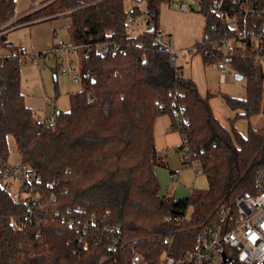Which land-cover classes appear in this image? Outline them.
<instances>
[{"label": "trees", "instance_id": "16d2710c", "mask_svg": "<svg viewBox=\"0 0 264 264\" xmlns=\"http://www.w3.org/2000/svg\"><path fill=\"white\" fill-rule=\"evenodd\" d=\"M127 1L45 0L13 23L68 17L71 40L83 47V55L81 91L72 95L68 111L56 113L53 127L25 105L18 60L0 59V166L7 163L11 136L20 164L40 180L32 193L39 204L21 225L15 218L24 212L22 202L14 203L0 186V264H129L132 249L141 264H159L164 253L179 257L192 249L203 227L222 223L223 216L233 221L236 198L255 192V170L264 164V128H250L243 138L221 125L208 98L156 50L153 33L164 0H138L146 3L147 26L137 36L127 32ZM15 5V0H0V27L11 20ZM133 10L136 17L139 10ZM208 23L197 48L204 63H217L222 33ZM4 38L0 33V41ZM103 42L118 43L124 53L99 56L96 45ZM227 62L248 79L247 98H227V104L239 110V117H264L261 62L241 53ZM174 110L182 111L179 123ZM166 113L182 139L177 150L187 143L207 180L205 190L193 189L179 199L159 193L154 171L163 163L154 123ZM106 209L110 216L104 222L121 228L115 245L97 228ZM92 214L97 227L88 230L83 249L79 231L68 222Z\"/></svg>", "mask_w": 264, "mask_h": 264}, {"label": "rangeland", "instance_id": "374dc122", "mask_svg": "<svg viewBox=\"0 0 264 264\" xmlns=\"http://www.w3.org/2000/svg\"><path fill=\"white\" fill-rule=\"evenodd\" d=\"M43 1L45 0H17L15 12L20 16L27 15L42 7ZM174 1L164 0L159 4L157 26L168 36L172 49L177 53L175 67H180L184 78L192 80L201 97L208 98L213 116L230 133L237 132L241 137L247 138L250 128L263 129L262 114L239 117V110L232 109L226 102L227 98H247V77L237 80L235 69L225 62L228 72L225 80L220 82V72L216 65L203 61L197 45L203 41L205 35L206 15L196 10L195 0H189L194 8L191 11H182ZM32 3L35 4L34 7L31 6ZM135 7L139 10L135 24L127 26V32L131 36L141 34L147 26L146 3L138 0L127 1L126 8ZM71 34L70 19L54 16L11 26L4 32L5 38L0 41V58L17 54L20 48L25 49L26 58L20 65V88L25 105L41 119H47L52 109L56 112L68 111L72 95L81 91L80 83L73 82L71 77L79 76L83 47L71 40ZM61 43H71L77 47L69 55V74L63 73L65 64L59 65L57 55L52 52L53 47ZM32 56L36 57V63L32 62ZM260 62L264 70V59ZM153 132L157 152L165 158V164L155 168L159 193L179 199L190 195L188 188L205 190L206 177L203 174L196 177L190 166L180 162L181 152L177 148L182 144V139L177 130L171 129V116L168 113L157 117ZM7 147V163L11 166L19 165L21 157L11 136L7 138ZM173 169L181 170L180 186L175 193L168 189L169 171ZM13 188H16L15 182Z\"/></svg>", "mask_w": 264, "mask_h": 264}, {"label": "built area", "instance_id": "2783aa9c", "mask_svg": "<svg viewBox=\"0 0 264 264\" xmlns=\"http://www.w3.org/2000/svg\"><path fill=\"white\" fill-rule=\"evenodd\" d=\"M175 5L182 11H191L194 8L189 0H175ZM32 3V7H34ZM195 8L206 15L209 20V27L213 31H221L222 37L218 42L220 60L214 63L220 72L219 81L223 82L226 78L225 62L235 54L250 55L259 61L264 59V0H209L204 6L199 0H195ZM133 8L128 9L127 24H135ZM15 11L12 18L5 25L0 27L4 33L13 26V23L21 18ZM4 29V30H3ZM212 42V41H211ZM153 43L156 50L167 55L169 62L175 66L176 52L168 36L157 26L153 33ZM77 47L71 43H61L52 49L57 55L59 65L65 64L63 73L71 72L70 53ZM97 54L106 56L118 51L124 53L118 43L103 42L96 45ZM8 57H1L4 59ZM16 58L21 65L26 58L25 49L20 48L19 53L11 55ZM36 63V57L31 58ZM73 82L80 83L81 76L71 77ZM88 100H94L91 95ZM56 111L51 110L50 116L46 119L49 127H53L56 122ZM176 120L182 119V111L174 110ZM185 122V120H183ZM181 152L180 162L192 168L195 176L202 174L198 161L192 158L190 147L186 144L179 149ZM2 177L0 186L8 194L14 203L22 202L24 212L20 218H15L17 225L29 221L34 213L35 205L39 204L38 195L32 194L37 191L40 183L39 177L25 164L11 166L3 163L0 166ZM179 169L169 171V181H174L179 176ZM16 188H13V182ZM254 189L252 195H239L236 198L235 206L237 215L233 221L225 222L223 210L219 214L223 216V222L203 227L196 235L195 245L179 257H174L168 253L161 256L159 264H264V164L256 168L254 174ZM52 199V198H51ZM78 210V208H77ZM80 213L84 211L80 210ZM57 214V212H56ZM110 216V210L104 212L103 223L96 226L94 214L85 220H70L69 225H73L79 231L78 240L82 241L83 249L88 248L86 235L88 230L97 227L100 232L108 234L112 238V245L117 244L121 239V228L104 222L105 217ZM169 221L170 219L167 218ZM224 257L226 262H224ZM129 264H141L138 254L131 250Z\"/></svg>", "mask_w": 264, "mask_h": 264}, {"label": "crops", "instance_id": "0c3cea01", "mask_svg": "<svg viewBox=\"0 0 264 264\" xmlns=\"http://www.w3.org/2000/svg\"><path fill=\"white\" fill-rule=\"evenodd\" d=\"M15 3H16V5H17V0H15ZM16 5H15V7H16ZM35 6V5H34ZM39 9V8H38ZM177 54V53H176ZM180 68V67H179ZM163 158V163L161 164V165H163V164H165V158L164 157H162ZM158 167V166H157ZM180 170V169H179ZM154 171H155V169H154ZM180 174H181V170H180V172H179V176L176 178V180H174V181H169V179H168V189H172L173 190V192L175 193V191H176V189L180 186V184H179V180H180ZM188 190L190 191V193H191V191L193 190V187L192 188H188ZM168 197V196H167Z\"/></svg>", "mask_w": 264, "mask_h": 264}, {"label": "water", "instance_id": "95a60500", "mask_svg": "<svg viewBox=\"0 0 264 264\" xmlns=\"http://www.w3.org/2000/svg\"><path fill=\"white\" fill-rule=\"evenodd\" d=\"M148 14H149V13H148ZM149 15H150L151 18L153 17L152 14H149ZM235 78H236L237 80H241V79L243 78V76L240 75V74H236V75H235ZM224 262H226V258H225V257H224ZM229 264H231V263H229Z\"/></svg>", "mask_w": 264, "mask_h": 264}]
</instances>
